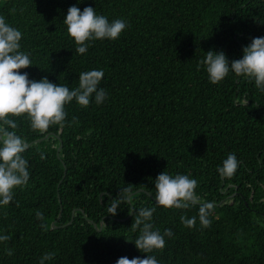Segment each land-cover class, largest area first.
<instances>
[{"label":"trees","instance_id":"trees-1","mask_svg":"<svg viewBox=\"0 0 264 264\" xmlns=\"http://www.w3.org/2000/svg\"><path fill=\"white\" fill-rule=\"evenodd\" d=\"M0 1V15L22 33L20 51L31 53L32 66L21 73L73 90L80 73L103 70L99 87L107 93L99 105L95 94L88 107L74 99L64 127L45 133L26 115L11 117L29 145L30 179L0 206V235L11 236L0 243V264H40L45 253L54 254L45 264L147 255L159 264H264V91L232 71L213 84L200 64L210 50L231 64L264 37V0ZM73 5L128 27L116 40L89 41L79 54L63 23ZM229 154L239 166L226 178L217 168ZM164 171L195 179L198 202L158 205L155 180ZM209 203L204 228L199 211ZM152 208L153 230L173 235L162 250L145 253L134 243L140 229L131 226L140 209ZM181 216H195V226L185 227Z\"/></svg>","mask_w":264,"mask_h":264},{"label":"clouds","instance_id":"clouds-1","mask_svg":"<svg viewBox=\"0 0 264 264\" xmlns=\"http://www.w3.org/2000/svg\"><path fill=\"white\" fill-rule=\"evenodd\" d=\"M67 26V33L78 45L76 52L84 54L89 47V41L110 39L116 40L128 27L123 19L109 22L104 15H98L91 6L84 7L83 11L75 5L69 7L63 21ZM22 33L10 26L4 16L0 15V206L9 205L14 198V189L27 186L30 173L29 162L23 153L28 149V142L15 131L18 124L11 117L27 116L34 131L45 133L54 125L64 127L67 113L65 105L75 101L82 107H88L93 94L95 103L102 104L107 98L106 91L99 87L103 77V70H90L79 74V85L70 90L66 85H57L47 77L40 81L30 80L28 73H21V69L32 66L31 53L20 51ZM200 64L206 66L211 83L218 84L230 71L236 76L253 79L255 85L264 91V37L253 38L248 46L243 48L241 59L233 60L229 64L225 53L208 51ZM199 70V65H198ZM77 120L73 117V123ZM41 154V159H44ZM239 161L235 154H229L222 166L217 168L222 177L231 178L237 171ZM198 182L188 175L177 174L174 177L166 171L159 174L155 180L156 203L165 208L187 209L198 202L195 189ZM129 192L130 189H124ZM119 202L112 200L109 212L116 215ZM213 208L212 204L202 205L199 211V220L204 228L211 226L208 216ZM155 208L140 209L132 228L140 229L135 246L145 253L152 250H162L165 247V236L173 235L171 229H165L162 235L159 230H153L149 222ZM36 217L43 221V213L37 211ZM181 223L192 228L196 224V217L181 216ZM142 225V227H141ZM42 228L46 225L41 224ZM11 240L10 235H0V243ZM6 254L11 256L12 249ZM54 259L53 253H45L40 264ZM117 264H159L155 256L146 258L135 257L129 259L121 257Z\"/></svg>","mask_w":264,"mask_h":264},{"label":"water","instance_id":"water-1","mask_svg":"<svg viewBox=\"0 0 264 264\" xmlns=\"http://www.w3.org/2000/svg\"><path fill=\"white\" fill-rule=\"evenodd\" d=\"M37 140H39V139H37ZM94 226H96V224H94ZM100 227H101V225H100Z\"/></svg>","mask_w":264,"mask_h":264},{"label":"rangeland","instance_id":"rangeland-1","mask_svg":"<svg viewBox=\"0 0 264 264\" xmlns=\"http://www.w3.org/2000/svg\"><path fill=\"white\" fill-rule=\"evenodd\" d=\"M0 3H1V1H0Z\"/></svg>","mask_w":264,"mask_h":264}]
</instances>
